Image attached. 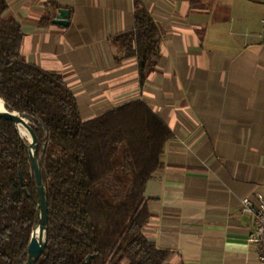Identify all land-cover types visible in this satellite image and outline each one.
<instances>
[{
    "label": "crops",
    "instance_id": "obj_1",
    "mask_svg": "<svg viewBox=\"0 0 264 264\" xmlns=\"http://www.w3.org/2000/svg\"><path fill=\"white\" fill-rule=\"evenodd\" d=\"M160 34L139 85L135 57L113 42L135 0H6L22 59L61 77L80 118L139 100L172 134L146 183L144 237L167 264H254L241 201L264 188V0H138ZM67 27L53 25L58 11Z\"/></svg>",
    "mask_w": 264,
    "mask_h": 264
},
{
    "label": "trees",
    "instance_id": "obj_2",
    "mask_svg": "<svg viewBox=\"0 0 264 264\" xmlns=\"http://www.w3.org/2000/svg\"><path fill=\"white\" fill-rule=\"evenodd\" d=\"M6 10L0 0V99L25 115L37 138L47 200L46 247L35 264H167L169 252L143 235L144 189L171 132L139 100L83 121L61 77L22 59V32L3 19ZM160 39L135 0L132 31L113 42L120 48L116 62L137 59L140 86L157 63ZM26 146L15 124L0 119V264L26 261L39 219Z\"/></svg>",
    "mask_w": 264,
    "mask_h": 264
},
{
    "label": "water",
    "instance_id": "obj_3",
    "mask_svg": "<svg viewBox=\"0 0 264 264\" xmlns=\"http://www.w3.org/2000/svg\"><path fill=\"white\" fill-rule=\"evenodd\" d=\"M52 24L67 27L69 24L68 11L66 10L58 11V14L52 20ZM1 102L4 105V102L2 100ZM0 119H3L5 121H10L13 124H15L21 138H23L24 136L20 134L19 126H22L28 135V139L25 138V141L27 142L26 147H27V152H28L32 174H33L35 191L37 195V203H38L37 209H38L39 219H38L37 226L33 229L31 233L29 244L26 249L27 258L23 264H35L39 260L41 255L43 254L45 247H46V230H47V219H48V209H47L45 188L41 181V171L38 165L37 138L33 130L31 129L29 122L26 120L24 114L20 115L17 112H12L5 108L2 111H0ZM44 149H45V146L43 147V153L41 154V157L44 154ZM19 180L21 182L20 177H19ZM21 185H22V182H21ZM23 193L25 194V196L27 197L29 196V193L26 189H23Z\"/></svg>",
    "mask_w": 264,
    "mask_h": 264
},
{
    "label": "built area",
    "instance_id": "obj_4",
    "mask_svg": "<svg viewBox=\"0 0 264 264\" xmlns=\"http://www.w3.org/2000/svg\"><path fill=\"white\" fill-rule=\"evenodd\" d=\"M241 212L248 214L254 223V229L247 237V244L257 252L254 264H264V188L255 194V204L247 198L241 201Z\"/></svg>",
    "mask_w": 264,
    "mask_h": 264
},
{
    "label": "bare ground",
    "instance_id": "obj_5",
    "mask_svg": "<svg viewBox=\"0 0 264 264\" xmlns=\"http://www.w3.org/2000/svg\"><path fill=\"white\" fill-rule=\"evenodd\" d=\"M3 109H5L4 105L2 104L1 100H0V111H2ZM19 132L22 136L27 137V133L25 131V129L22 126H19Z\"/></svg>",
    "mask_w": 264,
    "mask_h": 264
},
{
    "label": "rangeland",
    "instance_id": "obj_6",
    "mask_svg": "<svg viewBox=\"0 0 264 264\" xmlns=\"http://www.w3.org/2000/svg\"><path fill=\"white\" fill-rule=\"evenodd\" d=\"M23 138H24V139H25V138H27V139H28V135H27V137H23Z\"/></svg>",
    "mask_w": 264,
    "mask_h": 264
}]
</instances>
